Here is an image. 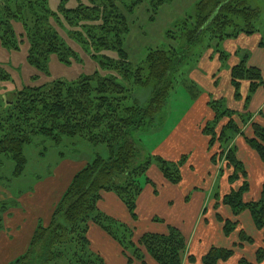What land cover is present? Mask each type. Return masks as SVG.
<instances>
[{
	"label": "trees",
	"instance_id": "trees-1",
	"mask_svg": "<svg viewBox=\"0 0 264 264\" xmlns=\"http://www.w3.org/2000/svg\"><path fill=\"white\" fill-rule=\"evenodd\" d=\"M66 1L62 0L57 12H53L47 7V0H0L2 45L17 50L19 41L25 38L28 43L27 62L38 72L47 73V62L52 55L63 64H70V55L73 53L76 56V53L64 46L54 23L67 34L71 31L78 37H85L82 44L89 45L100 54L114 52L118 61V65L113 67L117 77L92 75L72 81L54 80L41 86L17 90L11 94V99L0 95V165L4 158L12 162V177L19 178L27 165L24 150L34 141L61 146L64 138L74 137L93 146L104 145L107 156L97 155L91 163H86L73 174L54 204L49 224L44 226L38 222L26 252L14 262L47 264L64 257L68 264H104L89 249L87 232L89 225L95 224L121 246L128 263L143 261V249L157 264H181L185 240L177 229L169 227L166 234L146 233L134 244L132 231L102 214L97 202L101 193H114L135 220L136 199L143 183L148 182L144 176L150 166L155 165L164 179L173 185L181 181L180 168L186 161L185 156L177 162L166 161L146 152L134 137L137 133L155 128L161 120L160 115L170 92L179 85L178 81L174 84V78L188 52L202 44L204 37L210 34L215 35L211 40L221 43L225 38L239 34L251 36L257 33L255 23L260 18V11L251 8L247 0H198L194 14L188 17L189 21L180 28L176 27L182 40L181 48L168 44L148 50L137 66H131L126 62L128 57L122 48L123 37L129 31L123 12L133 14L135 3L126 6L122 0H76V7L67 8ZM171 2L151 0L152 17ZM237 21L242 24H236ZM16 24L22 27L19 36L15 32ZM226 26L233 27L235 32L224 34ZM260 47L264 49L263 44ZM218 52L220 58L225 59L224 53ZM114 61L116 59L102 64L99 59L98 64L102 70L104 67L110 69L117 63ZM122 61L125 62L123 65ZM5 79L6 76L0 73V80ZM230 80L236 100L241 99V82H248L245 110L251 96L264 87L260 70L248 66L246 55L232 67ZM180 83L184 85L190 100L194 101L199 95L195 83L190 80L188 84ZM138 87L151 88L143 104L134 96V90ZM208 105L213 118L204 124L202 132L209 138V149L218 144L221 151L212 154L210 162L213 165L222 160L225 162L232 171L227 179L230 184L242 179L238 189L222 198V204L230 209L234 217L247 211L255 229L264 234V183L257 201H243V195L249 188L246 171L236 156L235 148L230 146L238 135H243L242 127L246 121L240 117L241 124H237L234 112L225 108L219 100L212 99ZM245 116L249 121V114ZM222 118H227L228 122L217 133L216 126ZM251 129L252 136L246 137L245 141L264 165V127L253 123ZM224 148L227 150L224 151ZM16 200L11 201L12 205H18ZM217 220L223 224L226 237L238 225L237 221L222 220L219 216ZM252 242L241 231L236 247ZM232 255L231 250L213 247L202 258V264L226 262ZM263 259L264 250H257L256 263H261ZM193 260L189 258L190 262ZM238 264L252 263L241 259Z\"/></svg>",
	"mask_w": 264,
	"mask_h": 264
},
{
	"label": "crops",
	"instance_id": "crops-1",
	"mask_svg": "<svg viewBox=\"0 0 264 264\" xmlns=\"http://www.w3.org/2000/svg\"><path fill=\"white\" fill-rule=\"evenodd\" d=\"M222 43L224 51L230 55L228 68L221 73L218 64L211 63L212 57H205V61L212 66H207L205 70L198 69L190 79L204 91L191 101L175 129L152 148L147 144L138 143L146 152L169 162H177L185 156L186 161L180 168L181 181L175 185L167 182L158 168L152 165L144 176L148 182L143 183L142 191L136 199L135 220L122 201L111 192L101 193L97 208L106 217L129 228L134 244H137L146 233L166 234L169 227L177 229L185 240L181 264H202V258L213 247L233 251V255L226 262L217 264H238L241 259H246L252 264H264V259L261 263H256L255 260L257 250H264L263 231L255 229L247 211L234 217L230 209L222 204V198L236 189L233 186L237 181L230 184L227 178L222 179L220 172L215 171V165L210 160L217 147L212 148L215 150L209 149V138L202 132L204 124L213 118V112L208 105L212 99L221 101L225 108L234 112L237 124H241L240 117L246 121L242 127L243 135H238L232 141L231 147L235 148L236 156L246 171L249 188L243 195V201H257L264 183V165L256 152L247 145L245 138L252 136L253 123L264 127V87H260L251 96L245 110L249 84L246 81L241 82L239 88L241 99L236 100L231 86L230 71L231 67L240 62L242 59L240 54L245 49L243 54L248 57V66L258 68L264 80V49L260 47V44L264 43L257 33L251 36L239 34L231 39H225ZM247 114L250 117L249 121L245 116ZM227 122V118H222L216 126V132H219ZM73 168L62 174V183L52 180L56 176L54 173L38 182L33 192L26 193L43 196L37 200L42 202V210L40 209L41 212L30 227L32 234L38 222L44 226L49 224L54 204L75 173ZM21 197L18 204L24 209ZM218 216L222 220L238 222L235 231L227 237L223 234V224L217 220ZM9 220H11L9 217L4 218V228L0 230V235L7 234L8 239L11 236L22 237L21 234L10 233ZM241 231L253 240L252 244L243 243L242 246L236 247ZM87 239L90 251L98 255L104 264H157L143 249V261L128 263L121 246L95 224L89 225ZM18 241L13 244L12 251L20 255L26 252L29 243H17ZM10 253L11 251H6L8 256H11ZM190 257L194 259L193 262L189 261Z\"/></svg>",
	"mask_w": 264,
	"mask_h": 264
},
{
	"label": "rangeland",
	"instance_id": "rangeland-1",
	"mask_svg": "<svg viewBox=\"0 0 264 264\" xmlns=\"http://www.w3.org/2000/svg\"><path fill=\"white\" fill-rule=\"evenodd\" d=\"M122 1L126 6L133 3L136 5L133 14L128 15L126 12H123L129 31L123 37L122 48L128 57L126 62L130 63L131 66H137L146 57L148 50L167 46L168 44L181 48L182 40L176 31V27L180 28L184 22L189 21L188 17L194 14L198 0H172L170 5L163 6L154 17H152L154 14L150 7L151 0ZM61 2L62 0H47V7L49 10L57 12ZM247 2L251 8L260 11V18L256 21L255 27L258 31L257 35H259V39L264 43V0H247ZM77 4L76 0H67L65 6L67 8H74ZM236 24L241 25L242 23L241 21H237ZM53 26L61 35L64 46L71 50L73 49L72 51L76 53V56L73 53L70 55V64H63L55 55H52L47 62V73L38 72L27 62L28 43L25 38L19 41L17 50L7 49L0 41V73L6 76L5 80H0V95H5L8 99H11V94L17 90L28 86H41L54 80L72 81L82 76L89 77L92 75L117 77L113 68L118 65L114 52H103L100 54V52H96L93 48L88 47L89 45L85 46L82 44V41H85V37H78L76 33L73 34L71 31H68L69 33L67 34L54 23ZM14 28L16 35L19 36V33L22 31L21 25L16 24ZM235 30L233 27L226 26L224 34L234 33ZM166 35H168L167 38ZM212 36L215 35L210 34L209 36H205L202 44L188 52V57L174 78V84L178 81L179 85H176L174 87L175 90L170 92L169 99H167L166 105L162 110L163 112L160 115L161 120L158 121L155 128L137 133L134 137L137 143L141 142L152 148L154 145L157 146L160 140L168 136L175 129L178 120L182 118L186 108H189L191 104L190 97L180 81L188 84L191 75L195 71L198 69L199 71L205 70L207 66H212L211 63H217L218 67H220L219 72L221 73L224 69L228 68L230 55L224 51V44L222 42L217 43L216 40H211ZM244 50H242L240 58L244 56ZM218 51L224 53L225 59L220 58ZM93 56L96 58H93ZM208 56L212 57L211 63L205 61V57ZM99 59L102 61V64L109 62L111 59H116L117 63L110 66V69L104 67L102 70L98 64ZM123 63L125 62L122 61L121 64L123 65ZM124 65L128 67L127 64ZM195 86L199 93L204 91L200 85L195 83ZM150 92V87H138L134 90V96L140 104H143L149 97ZM230 146L228 145L227 148ZM214 147L217 148L216 150L212 149L216 151L213 154H219L221 151H219L218 144H215ZM223 150L226 151L227 149L224 148ZM97 155L101 157L107 156V150L104 145L93 146L79 137H74L64 138L61 146L51 145L47 141L45 144L34 141L31 146L26 147L24 150L27 165L23 175L19 178L12 177L13 163L5 160V158L2 160V164L0 165L1 227L4 228V218L9 217L11 219L9 220L10 233H13V235L15 233L16 235L21 234L22 237L11 236L8 239L7 234L0 235V264H16L14 260L24 255V253L20 255L19 253L14 254L12 251L14 249L13 244L18 240L17 243L30 242L32 234V228L30 227L33 226L32 223H34L36 217L41 212L40 209L42 210V202L37 201L38 199H42L43 196L41 194L32 196L24 193L33 192L37 183L42 181L46 176H50L51 173V175L54 173L56 175L52 179L54 182L62 183V174L64 172L72 169V167H74V172H76L86 163H91ZM215 166V171L220 172L222 179H228L232 171L226 167L225 162L222 160ZM223 182L226 181L223 180ZM241 184L242 179L239 178L233 187L238 189L237 186H241ZM42 189H40L41 193ZM20 193H22L21 196L23 198L20 196ZM20 197L23 200L24 209L20 204L14 206L11 203L12 200L16 199L19 203ZM7 250L11 251V256L6 254ZM47 264H68V262L63 257Z\"/></svg>",
	"mask_w": 264,
	"mask_h": 264
}]
</instances>
